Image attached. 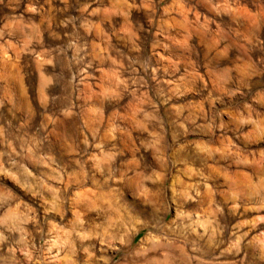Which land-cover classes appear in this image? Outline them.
Returning a JSON list of instances; mask_svg holds the SVG:
<instances>
[{"label": "clouds", "instance_id": "1", "mask_svg": "<svg viewBox=\"0 0 264 264\" xmlns=\"http://www.w3.org/2000/svg\"><path fill=\"white\" fill-rule=\"evenodd\" d=\"M0 264H264V0H0Z\"/></svg>", "mask_w": 264, "mask_h": 264}]
</instances>
